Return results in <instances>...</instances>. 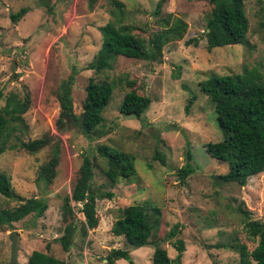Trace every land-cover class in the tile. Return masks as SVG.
<instances>
[{"label": "rangeland", "instance_id": "obj_1", "mask_svg": "<svg viewBox=\"0 0 264 264\" xmlns=\"http://www.w3.org/2000/svg\"><path fill=\"white\" fill-rule=\"evenodd\" d=\"M118 1L123 4V23L144 40L161 28L159 21L168 14L186 24L179 41L162 47L159 63L116 57L108 71L85 69L99 49V28L111 20L109 0H95L92 9L87 7V0H44L46 6L38 0H0V92L3 96L9 92L19 97L25 91L29 94L30 105L22 116L27 125L24 140L44 135L60 140L55 177L45 191L47 208L39 218L29 215L11 227L0 228V264L8 263V235L12 231L16 232L18 264H25L32 251L70 264H109L105 258L110 249L127 248L121 237L111 236V223L120 209L142 202L158 211L157 239L178 225L176 238L184 244L181 264H237L234 251L215 246L236 242L248 251L253 249L255 240L246 223L264 222V173L252 177L243 187L213 180L226 168L210 158L204 146L220 141L221 135L215 125L213 104L199 91L198 84L211 76L249 71L264 80V5L258 0L244 2L248 28L243 44L208 52L203 34L209 9L206 2L165 0L159 16H154L158 0ZM20 8H26V13L11 23L9 15ZM190 39H195L196 45H186ZM71 69L77 72L71 87L76 113L88 79L106 81L112 87L102 113L104 136L93 141L76 132L59 135L54 129L58 113L55 94ZM130 82L150 100L142 121L118 112ZM190 98L193 100L185 113ZM98 144L130 156L134 175L109 186L101 173L103 163L93 149ZM187 151L192 172L180 180L177 172L184 166ZM155 153L162 157V163L152 160ZM49 154L50 147H45L35 154L17 149L0 155V173L8 178L16 195L39 196L34 179ZM82 155L95 157L90 188L110 192L112 197L96 200L97 227L88 230L84 239L76 233L68 250L62 251L56 242L62 233L61 198L70 193ZM14 205V201L0 196V210ZM237 207L246 210L248 216H240ZM77 208L74 221L79 227L83 218ZM159 245L168 258L175 256L169 241ZM126 251L132 264H150L151 246ZM110 264L128 263L118 259Z\"/></svg>", "mask_w": 264, "mask_h": 264}, {"label": "trees", "instance_id": "obj_2", "mask_svg": "<svg viewBox=\"0 0 264 264\" xmlns=\"http://www.w3.org/2000/svg\"><path fill=\"white\" fill-rule=\"evenodd\" d=\"M46 6L44 0H38ZM165 0H158L153 12L159 16ZM206 2L209 6L205 15L204 39L205 47L209 52L213 48L241 45L245 41L248 22L244 12L246 0H195ZM263 3L264 0H258ZM95 0H87V7L92 9ZM111 6V20L99 28L100 46L93 59L85 66L86 70L94 73L108 71L116 57L159 63L162 47L168 42L179 41L186 29V24L179 18L166 15L160 20L161 28L144 40L134 33V28L123 23V4L118 0H109ZM26 8H20L9 15V21L16 23L26 13ZM186 45H196L195 39L185 42ZM77 72L71 69L66 79L62 80L56 91L58 113L54 120V129L61 135L76 132L88 141L101 138L104 132L103 110L110 99L112 87L106 81L88 79L84 87V98L80 110H73L71 87ZM199 91L213 104L215 125L220 132L221 139L204 146L205 153L212 159L222 163L226 172L213 176L219 184L233 183L239 187L246 185L252 177L264 173V80L254 71L242 74L211 76L198 84ZM126 92L118 107L123 117L142 121L150 100L132 88L128 83ZM192 98L186 101L184 112L187 113ZM0 155L4 151L23 150L28 154H35L45 147H50L48 159L38 167L34 183L38 189V197L23 198L16 195L8 178L0 173V196L14 201L16 205L0 210V228L11 227L26 216L39 218L47 208L45 198L46 188L55 177V168L58 164L59 144L58 137L44 135L38 139L24 140L27 131L22 116L30 105L29 94L25 91L21 97L9 92L2 95L0 92ZM95 154L103 163L101 173L110 186L118 180L128 179L134 175L131 157L113 150L104 144L94 146ZM95 157L81 156V162L76 172L69 195L61 198L60 217L62 233L56 238L62 251H67L72 244L76 233L82 239L88 230L97 227L98 218L95 212L96 200L112 197L110 192H94L90 188L93 169L96 167ZM152 160L162 157L157 153ZM191 155L187 151L185 163L177 172L180 180H184L191 172ZM83 220L79 227L75 226V207ZM240 216H248V212L239 207L236 209ZM158 211L147 202L131 204L119 210L116 219L111 223L109 232L113 237H121L123 246L138 249L151 246L150 264H181L184 252L183 241L176 238L177 224H174L161 239L154 235L158 228ZM247 230L255 240V246L248 251L243 244L233 242L228 245H216V248H227L238 256L237 264H264V222L256 220L246 223ZM161 241H169L175 256L168 258L165 250L160 247ZM47 249L48 246L46 245ZM122 259L132 264L130 255L123 248L110 249L106 263ZM25 264H70L56 259L40 251H32L27 256Z\"/></svg>", "mask_w": 264, "mask_h": 264}, {"label": "water", "instance_id": "obj_3", "mask_svg": "<svg viewBox=\"0 0 264 264\" xmlns=\"http://www.w3.org/2000/svg\"><path fill=\"white\" fill-rule=\"evenodd\" d=\"M11 69L13 70L14 67L12 66ZM8 241L10 243V246H9V258H8L7 264H18L16 260L17 249H16V232L15 231H12L11 233H9ZM127 249L134 250L132 247H127L126 250Z\"/></svg>", "mask_w": 264, "mask_h": 264}]
</instances>
